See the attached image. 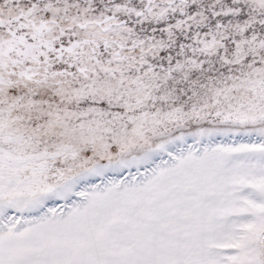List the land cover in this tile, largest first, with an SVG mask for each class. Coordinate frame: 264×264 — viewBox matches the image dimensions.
<instances>
[{
	"label": "snow or ice",
	"instance_id": "1",
	"mask_svg": "<svg viewBox=\"0 0 264 264\" xmlns=\"http://www.w3.org/2000/svg\"><path fill=\"white\" fill-rule=\"evenodd\" d=\"M0 264H264V0H0Z\"/></svg>",
	"mask_w": 264,
	"mask_h": 264
}]
</instances>
